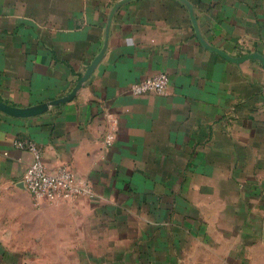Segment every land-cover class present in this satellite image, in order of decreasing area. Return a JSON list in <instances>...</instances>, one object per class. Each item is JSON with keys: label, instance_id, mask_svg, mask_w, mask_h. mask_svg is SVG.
I'll return each instance as SVG.
<instances>
[{"label": "crops", "instance_id": "crops-1", "mask_svg": "<svg viewBox=\"0 0 264 264\" xmlns=\"http://www.w3.org/2000/svg\"><path fill=\"white\" fill-rule=\"evenodd\" d=\"M188 1L0 0L6 103L69 94L105 49L72 100L25 118L0 111V264L113 230L165 264L181 242L212 250L228 228L242 237L264 224V64L213 50L264 56V0ZM160 71L165 93H132ZM16 141L35 142L49 170L69 166L94 195L37 204L23 181L34 157Z\"/></svg>", "mask_w": 264, "mask_h": 264}, {"label": "rangeland", "instance_id": "rangeland-1", "mask_svg": "<svg viewBox=\"0 0 264 264\" xmlns=\"http://www.w3.org/2000/svg\"><path fill=\"white\" fill-rule=\"evenodd\" d=\"M264 205V204H263ZM259 212L264 213L263 209ZM229 226L231 221L229 220ZM263 219L258 223L257 231L251 234L240 236L239 233L232 235L228 228L227 236L221 238L223 243L219 245L210 244L212 250H199L189 252L186 243L179 244L180 251L170 252L169 260L165 264L176 261L177 264H264V238ZM241 234V232H240ZM59 237H53L58 239ZM63 238V237H62ZM117 231H108L102 237H86L83 242H76V236L67 235V245L64 250L57 251L60 245L51 244L52 251L35 252L28 251L20 253V264H148L155 263V253L153 250L140 253L133 248L129 252L123 240L119 239ZM81 239V238H80ZM99 239V240H98ZM242 239V240H241ZM65 245H62L64 248ZM194 245L190 247L193 248ZM126 247V248H125ZM147 247V245L145 246ZM148 247H151L148 246ZM184 247V248H183ZM183 248V249H182ZM193 251V250H192ZM147 259H142L143 256ZM164 258V254L161 253ZM173 257V258H172ZM162 259V258H160ZM172 259V260H171ZM173 263V262H172ZM171 263V264H172Z\"/></svg>", "mask_w": 264, "mask_h": 264}, {"label": "built area", "instance_id": "built-area-1", "mask_svg": "<svg viewBox=\"0 0 264 264\" xmlns=\"http://www.w3.org/2000/svg\"><path fill=\"white\" fill-rule=\"evenodd\" d=\"M170 78L168 73L160 71L152 76L133 83L131 91L135 95L166 92ZM115 134L108 132L105 137L107 146L113 144ZM16 146L26 148L33 154V161L24 172L23 181L29 192L35 197L36 203L43 201L58 203L74 199L80 195L93 196L94 191L89 181L77 176L67 165L54 171L47 168L42 158L41 149L33 141H16Z\"/></svg>", "mask_w": 264, "mask_h": 264}, {"label": "water", "instance_id": "water-1", "mask_svg": "<svg viewBox=\"0 0 264 264\" xmlns=\"http://www.w3.org/2000/svg\"><path fill=\"white\" fill-rule=\"evenodd\" d=\"M125 1H129V0H125ZM182 1H184L186 4H188L191 7V4L189 3L188 0H182ZM191 16H192L193 24L195 26L197 36L201 40L202 38H201L200 29H199L197 19L193 14H191ZM213 50H215L217 53L224 56L226 59L237 62V63L245 61V60L250 59V58L258 57L259 59H261L262 63L264 64V56H262L258 53H249V54L243 55L242 57H232V56L228 55L227 53H225L224 51H222L221 49H218V48L215 49L214 48ZM104 51H105V49L94 59L93 63L89 66V68L86 70L84 75L79 79L76 86L74 87V89L69 94H67L63 97L54 99L52 101L45 102V103H42V104H39L36 106H31V107H18V106H14V105H11L9 103H6V102L0 100V111L6 113L8 115L14 116V117L25 118V117H31V116L43 114L49 110V107L51 105H56V104H60V103H64V102L72 100L75 97L77 91L82 87L83 83H85L90 78L92 73L94 72L96 66L101 61V58L104 54ZM263 238H264V229H263Z\"/></svg>", "mask_w": 264, "mask_h": 264}]
</instances>
